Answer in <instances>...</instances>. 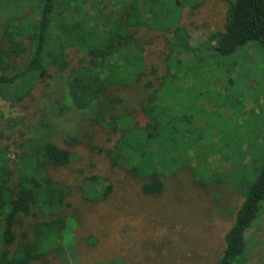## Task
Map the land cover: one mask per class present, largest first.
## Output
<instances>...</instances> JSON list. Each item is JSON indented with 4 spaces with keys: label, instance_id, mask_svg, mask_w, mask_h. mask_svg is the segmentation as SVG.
Instances as JSON below:
<instances>
[{
    "label": "trees",
    "instance_id": "1",
    "mask_svg": "<svg viewBox=\"0 0 264 264\" xmlns=\"http://www.w3.org/2000/svg\"><path fill=\"white\" fill-rule=\"evenodd\" d=\"M174 1L181 5L180 0H0V95L20 104L42 86L36 100L46 128L52 122L49 107L58 115L82 113L107 134L111 144L100 149L110 164L142 179L145 195L163 193L164 180L188 166L204 184L210 155L201 164L203 174H194L201 136L193 134V123L201 118L196 110L211 85L209 57L228 58L247 45L264 52V0H226L223 29L196 43L174 21ZM153 46L157 64L148 55ZM71 51L80 55L73 67ZM55 72L59 86L51 81ZM15 143L13 160L9 148L0 147V264H36L48 255L63 262L80 220L63 213L76 212L69 201L73 190L51 170L69 165L76 158L73 148L83 142L69 135L59 144L44 135ZM243 151L244 197L218 264H243L247 233L264 206V148ZM105 178L110 182L92 177L98 183ZM38 212L41 218L29 221Z\"/></svg>",
    "mask_w": 264,
    "mask_h": 264
},
{
    "label": "rangeland",
    "instance_id": "2",
    "mask_svg": "<svg viewBox=\"0 0 264 264\" xmlns=\"http://www.w3.org/2000/svg\"><path fill=\"white\" fill-rule=\"evenodd\" d=\"M180 1L181 5L174 1V21L189 30L194 43L223 29L229 5L226 0H202L198 7L200 0ZM257 46H243L228 58L209 57L211 74L206 73V78L210 77L211 85L203 90L202 107L196 110L201 118L196 116L199 119L193 123V134L201 136L197 146L201 163L194 174L195 170L203 174L201 164L210 155L205 183L199 185L188 166L166 178L165 191L158 196L145 195L142 179L125 166L110 164L100 149L111 144L107 134L89 124L82 113L66 110L58 115L49 107L51 126H43L38 110L42 86L35 89L33 98L20 104L0 95L4 116L0 147L9 148L12 160L15 142L24 137L46 135L63 144L67 136L77 135L83 142L73 148L76 158L69 165L51 170L73 190L69 201L76 212L65 208L63 213L79 217L75 245L67 247L63 262L48 255L36 264H218L224 235L244 197V173L239 165L243 149L250 147L259 153L264 148V52ZM157 53L158 46L148 53L152 64H157ZM71 54L73 67L80 55ZM58 74L51 80L56 86L61 82ZM97 176L110 182L105 178L107 181L98 183L92 179ZM223 177L227 179L223 181ZM108 185L111 191L106 190ZM104 192L105 197L97 199ZM41 216L38 212L29 221ZM247 238L249 246L242 263L264 264V206Z\"/></svg>",
    "mask_w": 264,
    "mask_h": 264
}]
</instances>
